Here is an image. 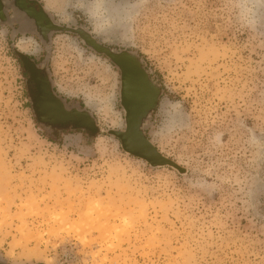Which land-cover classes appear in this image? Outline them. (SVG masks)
Returning <instances> with one entry per match:
<instances>
[{
  "label": "rangeland",
  "instance_id": "374dc122",
  "mask_svg": "<svg viewBox=\"0 0 264 264\" xmlns=\"http://www.w3.org/2000/svg\"><path fill=\"white\" fill-rule=\"evenodd\" d=\"M40 1L58 24L92 30L80 9L89 0ZM127 3L129 13L101 27L105 44L136 52L158 79L148 136L187 174L153 169L105 133L52 138L34 120L13 45L38 58L46 48L0 23V263L264 264V161L253 164L245 143V126L264 133V38L234 27L223 0ZM51 62L58 96L118 130L117 69L67 34ZM175 100L183 126L161 135Z\"/></svg>",
  "mask_w": 264,
  "mask_h": 264
},
{
  "label": "water",
  "instance_id": "95a60500",
  "mask_svg": "<svg viewBox=\"0 0 264 264\" xmlns=\"http://www.w3.org/2000/svg\"><path fill=\"white\" fill-rule=\"evenodd\" d=\"M44 14L52 18L45 6ZM5 17L1 6L0 23H7ZM55 26L57 34L77 37L88 50L107 59L120 73L119 98L124 113L123 129L101 130L96 117L87 106L84 108L71 107L54 92V82L50 78L52 73L49 70L52 58L51 41L44 43L47 55L43 70L36 67V63L28 54L21 52L16 45H13L14 53L21 61L24 71L30 75L28 84L33 83L35 86L34 91L29 89V99L36 107L41 124L57 127L60 131L87 132L90 138H96L101 133H105L117 139L126 154L146 162L151 168L167 167L186 175L187 170L164 156L148 136L153 114L158 109L164 91L150 78L141 57L136 52L116 49L105 44L92 34V30L86 25L67 24L63 26L55 23ZM44 71L48 78H44Z\"/></svg>",
  "mask_w": 264,
  "mask_h": 264
},
{
  "label": "clouds",
  "instance_id": "9594fccd",
  "mask_svg": "<svg viewBox=\"0 0 264 264\" xmlns=\"http://www.w3.org/2000/svg\"><path fill=\"white\" fill-rule=\"evenodd\" d=\"M127 0H89L88 11L97 21L99 27L109 25L113 20L131 11ZM222 10L231 24L239 31L253 37L264 38V0H223ZM185 110L181 101H168L166 109L161 113L158 133L172 135L183 126ZM245 143L252 163L259 165L264 161V133L245 126ZM249 211L259 212L258 204L249 203Z\"/></svg>",
  "mask_w": 264,
  "mask_h": 264
},
{
  "label": "flooded vegetation",
  "instance_id": "af4514ba",
  "mask_svg": "<svg viewBox=\"0 0 264 264\" xmlns=\"http://www.w3.org/2000/svg\"><path fill=\"white\" fill-rule=\"evenodd\" d=\"M0 11L1 6L3 8V11L5 12V18H6V24H13L18 23L17 29H19L21 32L29 33L34 35V37L42 44V46L45 48L44 43H47L49 41L52 42V45L54 43V40L61 34H57L55 26V23H57V20L54 19V17H49L44 14V5L40 0H0ZM58 24V23H57ZM76 26H81V23H77ZM46 51L41 57L33 56L29 57L34 60L36 63V67L38 69L43 70V63L46 59ZM52 60V58H51ZM51 64L50 61V67L49 70L52 73L51 70ZM28 74V73H27ZM44 78H48L47 73L43 72ZM29 80L30 75L28 74ZM51 80L54 82L53 74L50 76ZM150 78L153 80V82L159 86V81L156 77L151 76ZM55 84V82H54ZM29 89L34 91L35 86L33 83L29 84ZM54 92L57 94L56 87L54 85L53 88ZM58 95V94H57ZM71 107L78 108L79 106L70 105ZM80 108V107H79ZM31 109L33 113L34 120L36 123L40 126H42L45 131L54 139H59L62 136H64L66 133H69V131L61 130L57 127H52L47 124H41L40 117L36 113V107H34V104L31 103ZM85 134L86 137H89V134L87 132L78 131Z\"/></svg>",
  "mask_w": 264,
  "mask_h": 264
},
{
  "label": "bare ground",
  "instance_id": "6f19581e",
  "mask_svg": "<svg viewBox=\"0 0 264 264\" xmlns=\"http://www.w3.org/2000/svg\"><path fill=\"white\" fill-rule=\"evenodd\" d=\"M82 12L88 16V18L90 19L91 23L93 24L92 26V31L93 33L97 36V38H99L100 40H102L104 43H112V41L110 40V37L106 34V31L103 30L101 27L98 26V23L95 22V20L92 18V16L90 15L89 11H88V4L83 5L81 8ZM46 10L48 11L49 8L46 6ZM69 23H73L72 19L70 18ZM95 23V24H94ZM20 50H23L24 48L19 46ZM116 128L118 130L123 129V126L120 125V122L117 124ZM152 142L154 143V140L152 138Z\"/></svg>",
  "mask_w": 264,
  "mask_h": 264
}]
</instances>
